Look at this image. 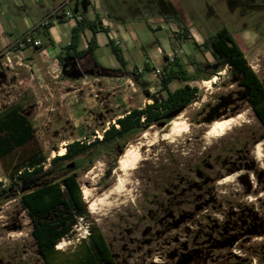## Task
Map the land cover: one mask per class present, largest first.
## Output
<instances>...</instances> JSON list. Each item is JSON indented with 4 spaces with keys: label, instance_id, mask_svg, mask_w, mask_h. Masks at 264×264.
<instances>
[{
    "label": "rangeland",
    "instance_id": "1",
    "mask_svg": "<svg viewBox=\"0 0 264 264\" xmlns=\"http://www.w3.org/2000/svg\"><path fill=\"white\" fill-rule=\"evenodd\" d=\"M186 1L192 10L201 12L194 24L197 31L192 29L198 36L191 40L177 38L172 41L177 46L172 44L170 48L168 29L159 30L158 25L148 24L151 29L142 28L150 36L148 43H152L144 46L143 53L156 54V40L165 53H175L178 57L174 58L187 73L197 78L188 82L189 86L198 88L196 99L174 118L95 146L82 157L81 167L42 175L14 187L11 197L0 201V264H44L31 236V223L20 195L67 173L77 178L86 212L57 243L55 262L58 264L74 259L82 242L88 241L91 228L104 236L115 264H264V150L260 160L253 154L256 143L264 140V128L247 103V91L237 85L239 78L215 62L205 47L194 46V42L202 45L205 38L222 28L228 29L248 65L264 84V8L244 16L239 13L231 16L226 12L228 0ZM209 4L216 6L212 7L216 8V16L210 14ZM163 59L160 55V62L153 60L150 66L161 70L169 62ZM160 75H155L153 70L144 71L153 88L149 93L159 99L165 97L159 85ZM139 77H130L143 92V96L135 94L136 107H141L147 99ZM184 84L174 81L169 88L175 90ZM83 91L80 89L75 95L78 104L71 103L70 108L60 100L61 94L51 105L44 104L49 95L35 96L30 92L23 97L21 94L25 100L22 103L17 89H13L10 97L0 94L3 189L13 185L16 174L23 168L41 161L43 170L48 169L50 160L60 156L61 149L65 153L67 144L73 141L89 144L102 138L107 121L115 114L109 110V103H103L101 111L89 109L93 104L89 97L96 96ZM106 97L111 102L115 96ZM71 100L67 96V102ZM38 101L43 103L37 105L39 109L34 105ZM7 102L24 107L20 111L23 115L14 107H7ZM237 115L236 125L225 135L214 139L204 137L213 121ZM22 117L25 136L15 143L13 140L19 134L16 125ZM172 122L185 125L186 131L162 139L163 134L169 133ZM112 124L115 122L108 127ZM154 137L153 145L147 148L148 159L123 175L118 168L119 157L130 146L145 144ZM3 138L10 142L7 150L5 143H1ZM145 150L146 147L140 148L141 152ZM224 178L231 180L222 183ZM123 180L120 196H110L115 198V204L103 207L104 210L91 208L96 198Z\"/></svg>",
    "mask_w": 264,
    "mask_h": 264
},
{
    "label": "crops",
    "instance_id": "2",
    "mask_svg": "<svg viewBox=\"0 0 264 264\" xmlns=\"http://www.w3.org/2000/svg\"><path fill=\"white\" fill-rule=\"evenodd\" d=\"M187 4L186 0H0V94L10 97L13 89H17L23 97L30 92L49 95L48 102L44 103L48 105L61 94L60 100L70 108L71 103L78 104L75 95L83 89L84 93L92 92L96 96L89 97V102L93 101L89 109L101 111V105L109 103V110L115 117L107 121L108 128V124L130 110L140 109L150 102L147 98L141 107L135 106V94L143 96V92L139 85L134 86L130 73L136 71L145 92L151 93L150 78L144 77V71L153 70L156 75L155 70L159 67L150 65L153 60L159 63L160 55L164 59L178 57L175 53H165L159 47V40L154 42L156 54L145 55L144 46L152 42L148 43L150 36L142 27L151 29L148 24L158 25L159 30L166 27L170 48L177 46L172 41L182 38L179 35L182 24L189 32L187 39L196 38L192 29H196V15L201 12L192 10ZM228 4L226 12L231 16L236 13L244 16L264 8L262 0H228ZM207 7L210 14L216 16V8L212 9L216 6L209 4ZM84 20L98 24L104 31L94 35L89 29L81 31L76 50H86L92 36L95 49L92 54L67 58L64 49L70 43L71 31ZM44 21L46 25H43ZM25 36L39 40L41 46L23 43ZM110 40L121 50L124 68L112 54L108 45ZM103 95L105 98L102 99ZM108 95L115 96L111 102H107ZM67 96L71 97L70 102H67ZM19 97L24 103L22 95ZM7 103V107L12 106L23 115L20 111L24 107ZM38 104L43 103L35 102L37 109L40 108Z\"/></svg>",
    "mask_w": 264,
    "mask_h": 264
},
{
    "label": "trees",
    "instance_id": "3",
    "mask_svg": "<svg viewBox=\"0 0 264 264\" xmlns=\"http://www.w3.org/2000/svg\"><path fill=\"white\" fill-rule=\"evenodd\" d=\"M84 29H89L92 35L97 31H104L94 22L84 20L78 23L71 31L69 45L64 49L65 57L78 58L92 54L96 47L94 36L89 41L86 50H76L78 35ZM185 31L186 28L182 27V32L179 35L187 39ZM108 45L121 68H124L125 61L121 50L112 40L108 42ZM194 46L197 48L205 47L215 62L223 64L231 70L233 76L239 78L237 85L247 91L246 100L264 128V84L248 65L244 53L229 30L222 28L205 38L202 45L194 43ZM195 69L198 70V65L195 66ZM160 73L159 85L161 91L165 92L164 98L159 99L146 91V96L151 102L143 108L132 109L124 116L116 119L115 124L104 130L100 140L89 144L78 141L67 144L65 153L53 157L50 160L49 168L46 170H43L41 161L31 165V168L26 167L19 170L13 185L9 188L3 189L0 182V201L10 198L12 189L21 183L30 182L42 175L51 176L56 171L78 168H69L68 165L78 160H83L84 163L82 157L95 146L111 143L128 133L159 124L166 119L168 114L181 107L185 108L196 99L198 88L189 86L188 82L195 81L197 78L189 75L178 59L173 58L172 62L165 63ZM130 75L139 76L134 70ZM174 81H182L185 84L175 90H170L169 84ZM23 122V117L17 122L19 134L13 140L15 143L21 141L23 135L25 136L26 127ZM1 143H5L6 150L11 147L7 139L3 138ZM31 163L35 162L31 161ZM20 201L30 220L31 236L43 263L58 264L55 262L58 254V250L55 249L57 243L72 231L78 218L85 217L86 205L82 200L81 188L77 178L73 174L67 173L59 179L49 180L41 186L22 193ZM59 264H115V261L104 236L96 228H91L88 241L82 242L80 249L74 254V259Z\"/></svg>",
    "mask_w": 264,
    "mask_h": 264
},
{
    "label": "bare ground",
    "instance_id": "4",
    "mask_svg": "<svg viewBox=\"0 0 264 264\" xmlns=\"http://www.w3.org/2000/svg\"><path fill=\"white\" fill-rule=\"evenodd\" d=\"M214 79H216V77ZM214 79L212 80V82L215 81ZM204 83H210V81L204 82ZM235 125H236V121H234V120H225L222 122H214L213 124H211L210 126L207 127V131L204 133V137L206 139H214L217 137H221V136L225 135L228 131H230ZM186 129H187V127L185 125L179 124L176 122H172L169 133L163 134L162 139H167V138H171L173 136H178L181 132L186 131ZM143 138H144V136H143ZM155 139H156V137H154L149 142H146V143L144 142L145 144H142V145L140 143H138L136 145H132L125 150V152L119 157V160H118V165H119L118 168L122 172L123 175H125V174L129 173L130 171L136 169L137 165L140 164V162L146 161L148 159V149L147 148L149 146L153 145ZM263 146H264V142L259 143V144H257V146L255 147V150H254L255 156L259 160L263 155V150H264ZM141 147H146V150L141 152L140 151ZM63 153H64V149H61L59 152V155H63ZM262 167L264 168V162H263ZM229 179L224 178L223 180H221V182L223 183L225 181H228ZM122 182L125 183V180L119 181L118 185L114 186L113 188L104 192L103 195L101 194L100 197L96 198L92 202L91 208H95V209H102L103 207L109 208L110 206L115 204L116 203L115 198L110 199V196L113 194L116 196H120L121 191H122V185H123ZM87 192H84V194L87 195L88 194ZM102 210H104V209H102Z\"/></svg>",
    "mask_w": 264,
    "mask_h": 264
},
{
    "label": "built area",
    "instance_id": "5",
    "mask_svg": "<svg viewBox=\"0 0 264 264\" xmlns=\"http://www.w3.org/2000/svg\"><path fill=\"white\" fill-rule=\"evenodd\" d=\"M67 15H69V13H67ZM47 22L44 21L43 22V25H46ZM23 43L25 44H32L33 46L37 47V46H41V42L39 40H33L30 36H25L24 39H23ZM169 62H172L173 61V58L170 57L167 59ZM155 73L156 74H159L160 73V70H155ZM95 137H99V136H93V138ZM100 138V137H99ZM81 143V141H80Z\"/></svg>",
    "mask_w": 264,
    "mask_h": 264
},
{
    "label": "water",
    "instance_id": "6",
    "mask_svg": "<svg viewBox=\"0 0 264 264\" xmlns=\"http://www.w3.org/2000/svg\"><path fill=\"white\" fill-rule=\"evenodd\" d=\"M184 109V107H181L177 110H175L174 112L168 114L166 116V119H169V118H174L176 117L178 114H180L182 112V110ZM83 164V160H78V161H74L72 162L71 164L68 165L69 168H73V167H79L80 165Z\"/></svg>",
    "mask_w": 264,
    "mask_h": 264
},
{
    "label": "flooded vegetation",
    "instance_id": "7",
    "mask_svg": "<svg viewBox=\"0 0 264 264\" xmlns=\"http://www.w3.org/2000/svg\"><path fill=\"white\" fill-rule=\"evenodd\" d=\"M248 103V102H247ZM239 117V115H237L236 117H230V118H227V119H224V120H221V121H213L211 124H213L214 122H222V121H225V120H234V121H236V119ZM210 124V125H211ZM209 125V126H210ZM262 126V125H261ZM262 142H264V140L263 141H260V142H258V143H256V145L254 146V150H255V147L257 146V144H259V143H262ZM81 143H84V142H81ZM263 149H264V146H263ZM254 152L255 151H253V154H254ZM255 155V154H254Z\"/></svg>",
    "mask_w": 264,
    "mask_h": 264
}]
</instances>
